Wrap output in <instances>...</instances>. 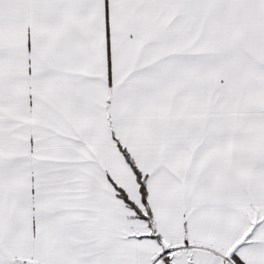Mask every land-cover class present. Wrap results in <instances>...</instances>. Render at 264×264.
<instances>
[{"label":"snow or ice","instance_id":"1","mask_svg":"<svg viewBox=\"0 0 264 264\" xmlns=\"http://www.w3.org/2000/svg\"><path fill=\"white\" fill-rule=\"evenodd\" d=\"M0 264H264V0H0Z\"/></svg>","mask_w":264,"mask_h":264}]
</instances>
